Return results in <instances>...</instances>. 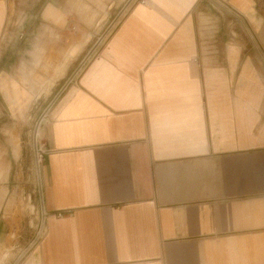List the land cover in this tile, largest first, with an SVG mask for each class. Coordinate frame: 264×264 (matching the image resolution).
<instances>
[{"label":"crops","instance_id":"1","mask_svg":"<svg viewBox=\"0 0 264 264\" xmlns=\"http://www.w3.org/2000/svg\"><path fill=\"white\" fill-rule=\"evenodd\" d=\"M96 1L91 21L114 16L46 106L39 166L16 119L28 50L0 40V264L25 191L42 231L11 264H264V0ZM38 3L15 9L66 25L69 2Z\"/></svg>","mask_w":264,"mask_h":264},{"label":"rangeland","instance_id":"2","mask_svg":"<svg viewBox=\"0 0 264 264\" xmlns=\"http://www.w3.org/2000/svg\"><path fill=\"white\" fill-rule=\"evenodd\" d=\"M18 1L22 2L21 6L23 7V5H29L34 0H9L11 9L8 11L7 23L0 40L1 50H6L7 52L15 51L17 54H20V50L22 52L28 50L26 58H22L19 73L15 75L22 88L33 90L34 92V97L30 104L26 107H20L21 113L16 117L19 125L18 129L22 135L23 165H26L29 163V159L26 157V150L34 149L33 134L37 122L43 118V113L50 99L66 82L73 71L80 66L85 57L91 52V49L100 45V42H97V38L105 29H108L106 22L107 20H112L114 15L111 11L105 9L101 15V18L104 19L97 25V23L91 21L94 10L85 8L86 6L98 7L99 2L96 0H66V3H70L72 9L68 12L69 17L66 25L59 27L53 23L45 22L41 15L35 20L31 17L35 12L16 10L15 4ZM44 1L39 0L38 4L41 5ZM54 1L61 2L62 0ZM109 1L114 2L115 0ZM79 3H84L85 8L80 9L83 6L80 7ZM70 22L74 23L75 26L69 28ZM88 33L91 34V39L86 43L84 36ZM78 43L84 44L81 52L70 60L65 75L54 86L48 87L50 85L49 81L56 77L58 69L65 62L68 51ZM13 61L11 59L7 63H13ZM7 98H10L8 92ZM38 132L40 138V130ZM7 134H9V131H7ZM30 135L31 142L29 141ZM32 180L35 182L37 176ZM25 192H23L20 202L23 215L21 233L18 231L13 232L12 237H10L11 240L20 241L15 250L18 254L26 252L41 233L40 209L36 204L35 195ZM15 251L7 250L3 264H11L10 261L16 255H14Z\"/></svg>","mask_w":264,"mask_h":264},{"label":"built area","instance_id":"3","mask_svg":"<svg viewBox=\"0 0 264 264\" xmlns=\"http://www.w3.org/2000/svg\"><path fill=\"white\" fill-rule=\"evenodd\" d=\"M84 61L85 60H83L82 63ZM70 79L71 78L69 77L68 80H70ZM43 119H44V116H43V118H41V120L39 122H37V125H36V128H35V132L33 134L34 151H35V154H36V163H37L38 166L40 165V163H41V161L43 159V155H44L43 144H42L41 138H39V132H38V130H41Z\"/></svg>","mask_w":264,"mask_h":264}]
</instances>
